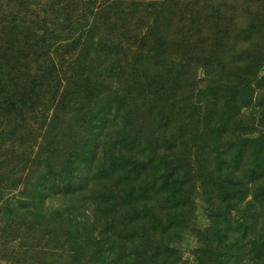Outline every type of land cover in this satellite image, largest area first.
Instances as JSON below:
<instances>
[{
  "label": "trees",
  "instance_id": "1",
  "mask_svg": "<svg viewBox=\"0 0 264 264\" xmlns=\"http://www.w3.org/2000/svg\"><path fill=\"white\" fill-rule=\"evenodd\" d=\"M136 146L171 185L195 173L214 201L251 196L244 247H226L264 264V0H0V179L39 168L40 196L84 192L102 152ZM14 221L0 231L32 241ZM36 248L9 260L42 264Z\"/></svg>",
  "mask_w": 264,
  "mask_h": 264
},
{
  "label": "rangeland",
  "instance_id": "2",
  "mask_svg": "<svg viewBox=\"0 0 264 264\" xmlns=\"http://www.w3.org/2000/svg\"><path fill=\"white\" fill-rule=\"evenodd\" d=\"M152 167L145 172L142 147L128 153L125 148L105 150L86 191L64 192L56 182L48 198L40 196L44 188L34 184L39 168L3 173L0 196L11 201L0 205V228L12 220L30 221L33 240L21 238L24 233L0 231L1 249L8 254L0 256L4 258L0 264H15L9 258L19 252L24 258L29 243H37L36 258L42 264H231L226 246L232 244V255L244 247L237 218L247 210L251 196L230 186L237 200L214 201L208 193L212 187L197 181L195 173L175 178L171 185V171L163 172L157 162ZM19 177L24 180L14 185ZM144 216L145 232L141 230ZM263 226L260 218L259 230L252 229L259 250L264 249ZM49 246L58 249L50 255L53 259L46 254ZM142 249L145 260L139 262L136 252Z\"/></svg>",
  "mask_w": 264,
  "mask_h": 264
}]
</instances>
